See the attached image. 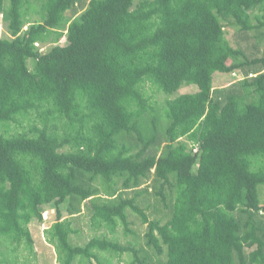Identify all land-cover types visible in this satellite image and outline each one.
Returning <instances> with one entry per match:
<instances>
[{
	"label": "trees",
	"instance_id": "1",
	"mask_svg": "<svg viewBox=\"0 0 264 264\" xmlns=\"http://www.w3.org/2000/svg\"><path fill=\"white\" fill-rule=\"evenodd\" d=\"M0 15V264H17L19 248L33 254L29 224L47 207L58 264L124 253L129 264H264V0H0ZM224 21L244 47L229 43ZM234 70L243 78L212 86L215 72ZM146 82L169 95L197 90L161 114ZM33 112L28 131L1 129ZM146 181L164 222L138 203L149 187L125 194ZM82 207L111 233L131 231L134 212L146 247L73 243Z\"/></svg>",
	"mask_w": 264,
	"mask_h": 264
},
{
	"label": "rangeland",
	"instance_id": "2",
	"mask_svg": "<svg viewBox=\"0 0 264 264\" xmlns=\"http://www.w3.org/2000/svg\"><path fill=\"white\" fill-rule=\"evenodd\" d=\"M251 13V20L252 23H256L255 15H258L259 11L254 8L250 10ZM225 37L229 41V43L233 47H238L240 43L242 44V47H244L245 42L241 39L240 34H238V28L233 25L232 23L225 22ZM257 35L256 30H252L250 32V36L252 38H249V43H252L255 41L253 36ZM0 36L6 37L7 29H6V22L2 21V16L0 15ZM59 44H66V37H62L61 40L58 42ZM50 44H47L44 48L49 47ZM260 49L264 48V40H262L259 44ZM258 46V47H259ZM253 49L248 48L246 49V53L249 55ZM32 65L31 62H29V67ZM243 78V74L239 70H234L230 73H223V72H215L213 74V80H212V86L215 87H226L240 79ZM145 91L150 97V101L155 103V107L159 110L161 114H163L162 106L164 102L169 99L173 98L179 94L184 93H191L195 92L197 90V86L195 84H183L181 85L177 91H175L172 94H166L163 91L155 88L152 86L149 82L145 83ZM37 113L33 112L28 117H17V120L9 122L7 127H1V129H8L9 133L14 132H22V131H28L32 125L39 124V120L37 119ZM182 140H186L185 138H182ZM189 147H191L190 143H188ZM135 150V149H133ZM196 149L194 148L193 151ZM150 182L146 181L144 182L137 190H126L125 194L128 197H131L135 191H138L140 189H144L146 187H149L148 192H146L144 195L138 197V203L141 205L142 208H144L145 212L149 216V218H159L163 222L168 219V216L166 213L168 211L164 208L163 203L160 201V197L156 195L153 190L150 188ZM260 200L263 203L264 202V185L260 186ZM104 186L100 185L99 191L101 195H104ZM47 211L46 218L44 219L43 223L39 224L36 221H33L29 224V229L32 234L33 240H34V251L33 254L28 253L26 251H22L21 248L15 253V259L17 261V264H23V262H26L28 264H58L57 258H56V251L53 245H51L44 234V229L47 228L54 220L55 218V211L53 208H45ZM62 210V218L68 217V213L66 211V203L61 205ZM128 213V219L130 221L129 228L131 231L126 232L122 225H119L115 233L108 232L105 229L97 230L90 226V214L89 212L82 207V210L80 213H78L73 218V226L78 230L76 233L71 234V240L73 243L76 244H85L90 238L93 236H106L111 239H115L118 242L122 244H132L134 246L140 247L145 246V238L144 234L146 231V223H143L141 218L135 214L134 212L127 210ZM1 257V255H0ZM162 258H165V255L162 256ZM132 260V255L130 253H124L121 256H114L112 258V264H129ZM75 264H81L76 262ZM83 264H97L95 260L86 261Z\"/></svg>",
	"mask_w": 264,
	"mask_h": 264
},
{
	"label": "built area",
	"instance_id": "3",
	"mask_svg": "<svg viewBox=\"0 0 264 264\" xmlns=\"http://www.w3.org/2000/svg\"><path fill=\"white\" fill-rule=\"evenodd\" d=\"M46 213H47V211L44 210L43 213H42L43 218H46Z\"/></svg>",
	"mask_w": 264,
	"mask_h": 264
}]
</instances>
